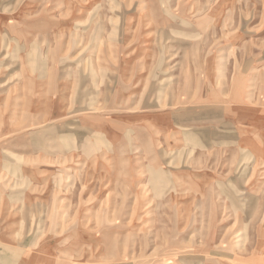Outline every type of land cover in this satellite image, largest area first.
Listing matches in <instances>:
<instances>
[{
  "label": "rangeland",
  "instance_id": "obj_1",
  "mask_svg": "<svg viewBox=\"0 0 264 264\" xmlns=\"http://www.w3.org/2000/svg\"><path fill=\"white\" fill-rule=\"evenodd\" d=\"M40 247L264 264V0H0V264Z\"/></svg>",
  "mask_w": 264,
  "mask_h": 264
},
{
  "label": "crops",
  "instance_id": "obj_2",
  "mask_svg": "<svg viewBox=\"0 0 264 264\" xmlns=\"http://www.w3.org/2000/svg\"><path fill=\"white\" fill-rule=\"evenodd\" d=\"M201 111V110H200ZM174 116L173 112H161L157 114L155 117H152L151 119L154 121L156 120L159 123L160 132L165 133L166 131V124L167 121ZM253 123V122H252ZM144 141H141V144ZM253 145V142L250 143V147ZM152 161V159H150ZM6 234H4L5 237ZM41 238H43V235H40ZM39 237V238H40ZM46 239V238H45ZM49 240H54V238L50 237ZM2 241H7L5 238ZM55 250L52 249V247H49V249L45 248H39L33 252L29 249V253L25 252V258L22 259V261H25L24 264H54L52 260L48 257L50 253H54Z\"/></svg>",
  "mask_w": 264,
  "mask_h": 264
}]
</instances>
